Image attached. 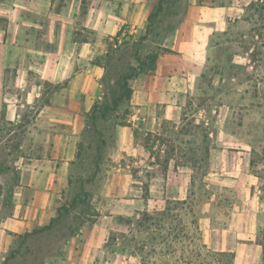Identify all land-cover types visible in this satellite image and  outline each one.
Masks as SVG:
<instances>
[{"label":"crops","instance_id":"1","mask_svg":"<svg viewBox=\"0 0 264 264\" xmlns=\"http://www.w3.org/2000/svg\"><path fill=\"white\" fill-rule=\"evenodd\" d=\"M29 1L14 4V7L20 8L1 11L7 26L0 30V125L5 121L15 125L22 123L21 109L25 97L39 105H33L37 106V110L35 119L29 124L31 136L20 147L26 156H21L18 167L19 184L14 187L12 201L14 209L11 214H0V264L5 263L7 254L13 250L20 235L41 229L57 218L58 209L65 201L64 194L72 186L74 166L82 154L81 140L91 126L88 114L98 98V93L91 91L87 84L100 83L103 78L101 68L99 75H86L92 70L85 69L70 75L69 87L62 89V101L54 97L46 98L43 86L30 82L31 71L50 83L62 82L68 75H61L59 79L50 75L48 57L43 58V39H39L37 44V36L32 33L43 32L46 18L50 16L59 20L62 27L59 47L88 46V41L73 40L77 25L109 38L116 36L127 25L136 31L137 27L147 23L160 0H91L83 13L78 11L79 0H66L67 6L61 11L56 10L58 0ZM253 5L257 8L254 9ZM263 5L264 0L189 1L183 20L171 40L159 45L172 51L161 53L158 59L159 74L173 75L167 80L169 87L148 88L144 103H136L138 107L133 108L127 125L116 123L112 135L99 126L103 142L98 150L110 145L111 153L133 157L134 165L140 163V156L144 157V163L149 161L150 178L146 179L145 185H137L133 182V167L130 164L127 168L117 166L118 172L127 170L120 176L130 178L132 182L107 187L106 196L112 197L110 213L88 220L87 226L70 234L60 247L52 250L51 258L44 264H95L97 259L99 264H110L104 255L113 229L120 225L121 216H139V210L145 218L139 220L140 224L138 221V228L142 227L147 234L153 231L160 234L164 250L162 255L182 253L183 244L180 241L185 239L192 248L193 240H201V230L209 234V239L218 241L217 246L213 241H207L215 252L241 255L237 249H242L241 245L255 238V235H249V223L255 227V222L248 220L247 206L251 204L255 210L258 203L264 204L260 177L247 168L238 171L242 161L238 163L233 159L242 157H234L228 154V150L222 152L218 157L221 161L219 168L208 170L204 175L213 178L203 186L208 192L207 201L211 203H205L200 209L196 203L200 180L196 175L201 160L210 161L217 156L211 145L221 134L222 127H228L234 121H237L234 126L240 129L247 128L252 122L257 127L264 126ZM237 28L241 30L239 43L246 45L240 47L239 52L234 48L238 43L235 40ZM223 45H234L225 57V64L239 62L245 72L243 75L229 71L223 75H211L208 88L212 93H202L204 97L200 95L198 98L209 54ZM185 72L183 75L187 76L180 77ZM102 92L99 87V102L105 99ZM181 95L190 96L189 104L177 102ZM200 128L204 143H207L204 158L195 141ZM218 180L223 183L221 191L229 181L233 184L230 197L217 194L220 193L215 188ZM84 190L87 191L85 185ZM133 190L142 194L130 193ZM208 206L214 209V215L218 209L226 207L230 210L229 218L220 227L212 218H205L208 221L204 225L199 220L194 224L192 217L190 230L186 232L189 237L186 238L183 227L179 225L182 222L180 212L185 209L188 215L193 216L195 209H200V214L206 212ZM155 223L159 224L157 228ZM119 236L115 238L116 246L120 245ZM121 236L124 237L123 234ZM134 241L132 236L127 240L130 248V243ZM168 242L175 243V247L167 245ZM255 246L261 247L257 242ZM261 250L263 254L262 247Z\"/></svg>","mask_w":264,"mask_h":264},{"label":"rangeland","instance_id":"2","mask_svg":"<svg viewBox=\"0 0 264 264\" xmlns=\"http://www.w3.org/2000/svg\"><path fill=\"white\" fill-rule=\"evenodd\" d=\"M28 0H0V30L6 28V20L2 16V12L7 8H20L14 7V4H25ZM66 0H58L56 10L61 11L66 7ZM78 11L80 13L85 12L91 0H79ZM191 0H166L164 5V11L158 18L154 19V22L150 28V32L147 34V23L143 26L137 27L134 31L131 25L125 26L116 36L109 38L99 33L92 32L91 30L83 28L81 25L75 27L73 33V40L75 42L88 41V46H74L69 48H61L58 45L62 42L61 36H63L62 27L59 24V20L47 16L45 21V28L43 32L32 33L37 36V44L39 39H43L44 49L42 50L43 58H47L50 62L49 72L50 75H54L56 79L62 77L61 75H68L62 82H48L41 80L37 72L31 71L32 75L29 76L30 82L34 84H41L44 90V96L46 98L54 97L58 101H62L64 98L63 88L69 87L70 75H76L78 72H83L85 69L92 70L86 75H99V68L103 71V78L100 83L94 84L88 82L87 87L98 93V98L94 105H99V87L105 95V99L110 98V91L116 89V81L126 75H132V79L129 81V85L134 89L135 96L129 102H124L118 112L110 115V118L103 121L99 120V114L96 110L93 112L95 118V124L89 120L91 125L89 129L84 133L81 140V157L75 164L73 169V179H71L72 186L64 194L65 201L61 206V213L59 220L53 225L52 230L44 232L42 235H35L26 239L18 238L16 245L12 251H18L15 258L10 259L7 264H44L51 258V251L60 247L66 238L70 234L80 231L83 227L87 226L88 220H93L96 216H104L111 211L112 197L106 196L107 187H111L116 183H128L130 178L122 177L121 174L127 170L117 171L116 167L121 166L127 168L130 164L133 168L134 179L133 182L137 185L143 186L147 183L146 179L150 178V168L147 166L149 161L144 163V157L140 156V163L134 165L133 157H129L126 154L111 153L110 145H105L103 150H98L101 142H103L102 132L99 130L102 127L105 131H108L109 135L114 132L113 126L116 123H127L129 115L133 113L135 107L144 103L147 98L145 92L148 88L162 89L163 87H169L168 81L173 75H160L159 71H147L142 73L139 67L138 59H145L149 54L153 52L163 53L164 48L159 46L160 44L170 41L173 37L175 30L179 27L186 10V7ZM31 3V0L29 1ZM255 7V8H254ZM253 8L257 7L253 5ZM252 8V9H253ZM264 8V5H263ZM254 17L253 19H255ZM236 38L238 41L235 47L239 52L241 45L239 42V35L241 30L237 28L235 30ZM70 33L72 30L69 31ZM1 34V31H0ZM31 34V33H29ZM146 36L145 39H143ZM232 46L223 45L217 49L212 50L209 54V62L207 64L205 78L202 79V84L199 86L196 97L200 98L202 93L208 95L212 93L209 90L210 76L220 73L223 75L225 71L230 73L244 74V68L240 66L239 62L236 64H225L226 55L233 49ZM37 50H41L37 47ZM49 53V56L45 53ZM182 73L180 77H186L187 75ZM189 95V94H188ZM181 95L178 97V103L189 104L190 96ZM204 97L203 95H201ZM207 97V96H206ZM201 100V99H200ZM140 102V103H139ZM42 103V101H41ZM136 103H139L138 105ZM24 107L21 109L22 123L17 125L14 122H3L0 125V214H11L13 206L14 187L17 186L19 179V166L21 162V156H26V152L20 147L23 146L26 138H29L32 133V129L29 124L35 119V112L39 104H33L32 99L28 96L23 100ZM33 105H37L33 107ZM92 110V109H91ZM90 112L92 113V111ZM161 110L159 109V112ZM264 122V121H262ZM237 121L230 122L228 127L221 128V134L216 138L215 143H212V151L215 158L208 161L201 160L197 167L196 177L200 180L199 187L197 188V205L200 209L207 203L208 192L204 191V184L212 181V177L204 176L208 170H215L219 168L221 161L219 160V154L227 152L234 157L239 156L242 159H233L234 162L241 163L239 169H249V172L262 176L260 179L261 185V198L264 202V126L257 127L254 122L250 126L244 129L236 128L234 125ZM261 123V122H260ZM199 134L195 135V141L199 146V153L202 158L205 156L207 143H204V134L200 128ZM111 137V136H108ZM112 138V137H111ZM188 139V138H186ZM29 143V142H28ZM28 158V157H27ZM158 162H162L158 160ZM251 162L253 163L251 165ZM251 165V166H250ZM118 175L120 177H118ZM160 178V177H158ZM234 178V177H233ZM232 178V179H233ZM222 181L216 182L215 188L217 194L228 195L233 194V184L227 183L224 190H220L222 187ZM85 185L87 191L86 194L81 192V186ZM212 191V190H210ZM115 193V192H113ZM126 193V191H125ZM132 194H142L135 190L131 191ZM78 195L77 203L73 206L72 201L75 196ZM120 195V193H118ZM126 198V196L124 197ZM229 201V200H228ZM210 200L208 204H210ZM176 205L174 204L173 207ZM209 207V206H208ZM221 210H217L214 215V209L206 208V212L199 214V210H194V215H188L184 209L181 211L180 226L183 227L184 235L187 230H190V224L192 217L194 218V224L197 220L202 221L204 225L208 218L215 220L216 224H220V227L226 222L230 216V210L226 207H221ZM139 210V216L127 215L120 217V225L115 227L113 234H111V241L106 245L105 260L110 264H211L213 254L216 250L210 246L207 242L213 241L217 246L218 241L216 239H209V234L204 230L200 232V241L193 240L192 248H189L190 243L188 240L180 241L183 244V252L173 255H162L163 246L160 244V240L157 238V232L143 231L142 227L138 228V221L142 219L143 212ZM248 220L255 222L249 223V235H255V238L248 240V243L241 245L242 249H237L241 252V255H234L233 264H264L263 254L261 247H256L255 243L259 235L258 226L262 225L264 219V204L257 205V208L253 210L251 204L247 206ZM175 216V214H172ZM138 217V218H137ZM204 217V218H203ZM216 217V218H215ZM145 217H143L144 219ZM203 218V220H201ZM206 218V219H205ZM136 222L134 223V221ZM179 220V221H180ZM132 221V222H131ZM139 221V224H140ZM156 228L158 227V223ZM187 225V226H186ZM156 233L157 235H155ZM189 233V232H188ZM124 235V237L121 236ZM113 235V236H112ZM120 235V245H115L116 236ZM196 238V232H193ZM134 238L136 241L130 243L129 247L128 239ZM219 240V239H218ZM177 245H179V243ZM223 244V242H221ZM175 247V243H167V245ZM204 245V246H203ZM187 248L189 250H187ZM11 251V252H12ZM7 254V257L10 253ZM103 258V257H102ZM95 264H99V259Z\"/></svg>","mask_w":264,"mask_h":264},{"label":"trees","instance_id":"3","mask_svg":"<svg viewBox=\"0 0 264 264\" xmlns=\"http://www.w3.org/2000/svg\"><path fill=\"white\" fill-rule=\"evenodd\" d=\"M165 2H166V0H160L158 5L155 7V9L149 15L148 20H147V34L146 35L149 34L150 28L154 22V19L158 18L159 15L164 11ZM145 38H146V36L143 39H145ZM163 52L172 53V51L169 49H164ZM160 54L161 53H159V52H153V53L149 54L145 59H138V63H139V67H140L141 72L145 73L147 71L153 72V71L158 70V59H159ZM131 79H132V75H126V76L119 78L116 81V89L113 91L112 90L110 91V98L104 99L103 102H99V105L95 104L93 106V108L91 110L92 113L89 112V114H88V117L91 119V122L93 124H95V118L93 117V112H95L96 110H99V111H97L99 114V119L101 118V119L105 120V119H108L110 117V115H112L113 113L118 112L122 103L131 101V99L133 97V89L129 85V81ZM47 102L48 101H46V103ZM117 124H119L121 126L127 125V123H124V122H120ZM79 156H80V153H79ZM252 164L253 163L251 162V165ZM258 176L260 178L262 177L260 175H258ZM81 192L86 194V191L84 190V185L81 186ZM78 198H79L78 195L74 197V199L72 201L73 206L77 203ZM60 213H61V209H58L57 218H53L49 225H47L41 229H36V230L32 231L31 233L27 232L24 235H20L18 238L26 239V238L34 236L36 234L44 233L46 231L52 230L54 223L59 220ZM157 221L160 222L159 219H157ZM258 231H259V235H261V237L257 238V243L263 249V260H264V219L262 221V225L258 226ZM154 234L157 235L156 233H154ZM157 238L160 239L159 233H158ZM17 253H18V251H12L10 253V255L8 257H6L4 264H7L8 261H10V259L15 258V255ZM233 259H234L233 253L214 252L211 264H233Z\"/></svg>","mask_w":264,"mask_h":264}]
</instances>
